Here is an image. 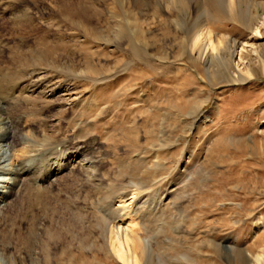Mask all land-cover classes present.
<instances>
[{"label": "rangeland", "instance_id": "374dc122", "mask_svg": "<svg viewBox=\"0 0 264 264\" xmlns=\"http://www.w3.org/2000/svg\"><path fill=\"white\" fill-rule=\"evenodd\" d=\"M5 1L0 68L17 77L31 57L60 53L79 64L74 74L82 79L54 74L27 91L37 103L31 129L20 133L29 129L37 143L49 138L55 150L79 156L45 181L44 207L30 181L16 180L9 209L0 205V264H123L104 238L114 224L106 212L117 215L122 197L130 212L142 209L133 218L151 243L149 264H257L264 254V0H233L232 11L225 0H196L192 13L187 0L184 9L168 0ZM122 13H133L145 35L134 42ZM201 29L235 41L232 59L228 52L225 62L209 52L198 59L189 43ZM62 43L65 51H52ZM26 113L23 104L20 122ZM97 180L105 189L94 192ZM111 194L114 202L106 201Z\"/></svg>", "mask_w": 264, "mask_h": 264}, {"label": "bare ground", "instance_id": "6f19581e", "mask_svg": "<svg viewBox=\"0 0 264 264\" xmlns=\"http://www.w3.org/2000/svg\"><path fill=\"white\" fill-rule=\"evenodd\" d=\"M57 1H59V0H57ZM195 1L196 0H189V1L187 0L186 1V4H189V6L187 5V9L185 8L187 10V11L185 10L187 13H192L191 12L192 11V2L195 3ZM225 1H226V4H227L229 10L232 11L234 8V5L237 3V1L235 3L233 2V0H225ZM168 2L171 5H174L178 9L180 7L182 9H184V7H185L183 0H168ZM5 3H7L5 0H0V5L1 4L4 5V8H0V11L1 10L6 11L8 9V7L6 6ZM55 3H57V2H55ZM12 9L14 10V7ZM167 9H168V7H167ZM85 11H87V10H85ZM78 13H80V12L78 11ZM12 14H14V13L12 12ZM130 14L133 15V13H130ZM112 15H113V13H112ZM121 15L125 18V23L127 24L128 30H129L130 34L132 35L134 42L137 41L136 37H138L139 35L140 36H143V34L145 35V33L139 29V27H138L139 22L137 23L138 19L133 18L134 15L133 16L129 15V13H122ZM83 22H85V21H83ZM213 35H212L211 31L206 30V33H205V30H203V29H201V30L197 31L195 34H193L190 38V43H189L190 47L192 49V52L197 56L198 59H201L202 56H204L206 54V52H209L207 55L208 56L207 58H212V60H217L218 58H220V60L224 61V62H225V58L227 59V57L224 58L225 53L228 52L229 57L232 59V56H233L232 53H234V49H233V51L231 49H232L233 45H236L235 41H231L230 37L225 38L224 36H220V37L215 38V37H213ZM141 38H143V37H140V39ZM72 40H74V39H72ZM56 48L59 49L60 52H63L66 50L67 44L62 43L61 49L59 46L51 47L52 51H54V49H56ZM59 51L57 50V53ZM23 54H24L23 52L19 53V55H22V57H23ZM71 54H72V56L75 55L74 53H71ZM24 56H25V54H24ZM56 57H58V59ZM31 58L32 59L29 60L31 65L26 66V69L24 68L23 70H21L22 73H20V75H18L17 77L10 75L11 69H5L4 70V69L0 68V205L2 203H5L4 207L7 208V210L10 207L8 201L10 200L11 196L13 194L19 192V191H17V190H19V187H18L19 182H16V180H20V179H24V181H30L31 182L30 184L34 187L33 190L35 189V193L37 194L35 203H38V205H39L40 201L49 202V200H48L49 197H46V199L44 198L42 200V196L40 195L41 194L40 192L43 189V184L45 183V181H48V178L51 175H53L54 173L59 174V172L62 171L64 166H66L67 161H74L79 156L78 152H70L68 154V152H63V150H61V149L55 150L57 148L53 147L54 144L51 142L53 140H50L49 138L48 139L45 138L46 140L44 139L45 140L44 143H37L36 139H34V136L31 134V132L29 130V129H31L30 124L32 122L31 116H33V118H34V115H35L34 109H33L34 104L37 102L34 99L35 96L33 97L32 95L31 96L27 95V91H29V92L30 91H32V92L39 91V89H41L45 83L44 78L46 76L49 77L50 75L64 73L70 77L82 79L81 76L74 74V71L76 70V65H79V64L71 63L73 59L71 60V62H68L69 58L67 59L68 61L67 60H66V62L63 61L64 59H66V57H63V55H61L60 53L58 54V56H55V57H53L52 54L51 55L46 54V55H41V56H36V57L33 56ZM20 63L22 66L25 64L24 60H22ZM226 64H227V62H226ZM38 65H41L42 67H44V69L42 67L40 68ZM83 65L86 66V63ZM28 67H30V68L28 69ZM263 68H264V60H263ZM64 71H67V72H64ZM83 71H84V69H83ZM249 71H250V69H249ZM19 72H20V69H19ZM241 72L244 73L243 71H241ZM53 77H56V76H53ZM59 77H58V79H59ZM248 77H251V75ZM241 78H243V77L241 76ZM62 80H64V78ZM94 81H95L94 82L95 84L97 82H99V80H94ZM53 84H55V82ZM57 85L58 84H55L56 87L53 86L50 89L51 94L52 93L54 94V92L56 91ZM46 92H48V90ZM48 94H49V92H48ZM46 97H47V95H46ZM36 98H37V96H36ZM40 98H42V97H40ZM23 104L27 107V113H26L27 117H25L26 118V120H24L25 122H22V120L20 122V120H18V119H20V117H19L20 109L22 108ZM91 105H93V103ZM93 106L95 107V105H93ZM21 114H25V113H21ZM26 128H29V129H28V131H26L25 134H23L24 132L20 133V130H24ZM202 129H205V128H202ZM204 131L205 130H203V132ZM4 144H6L8 146L7 150L3 146ZM55 144H57V143H55ZM60 147H63V146H60ZM50 163H52V165H50ZM54 166H55V169H53ZM96 182H97V184L95 183L96 185L94 184V186L93 187L91 186V187L94 188V190H93L94 192H99L100 190H102L104 188V185L99 180H97ZM30 190H32V188ZM29 192H31V191H29ZM112 195H114V194H111L110 197L107 196L106 201L110 202L111 200H113V202H114L115 198ZM22 198H25V197H22ZM31 198H33V197H31ZM25 199H22V200H24L23 202H25ZM120 199H121V201L118 202V204H119L118 208L120 210H118L119 212L117 213V215L109 213L110 209L106 212L108 217L113 221L114 224L112 226L111 225L105 226V230H104L105 248L108 249V251L110 252L109 254H113V256L119 262H121L123 264H142V263L143 264H149L148 257H150L151 243L148 240L144 241L141 238V236H140L141 234H139L141 230H136L137 225L135 224L136 221L134 219L135 215L139 214V212L142 211V209L141 210L139 209L140 211L134 210V211L130 212L129 210L130 209L133 210L134 208H129V205H127L128 203H127L126 197H122ZM34 201H35V199H34ZM26 203L29 204V202H26ZM47 204L48 203H46V206H47ZM130 204H132V203H130ZM33 205H34V203L29 204L30 207H32ZM44 205L45 204H43V206H42L40 204L39 206L44 207ZM104 205H105V203H104ZM112 205H114V204H112ZM106 208H108V207L106 206ZM155 208H156V205H155ZM157 208H158V206H157ZM115 209H117V208H115ZM137 209H138V207H137ZM133 215H134V218H133ZM131 218H132V220H131ZM138 218H139V216H138ZM142 221H144V220L142 219ZM125 223H127V226L124 229L123 225ZM100 233H102V232L100 231ZM138 250L141 251V252L139 251L141 254H139ZM256 262H257V264L264 263V254L257 256Z\"/></svg>", "mask_w": 264, "mask_h": 264}]
</instances>
